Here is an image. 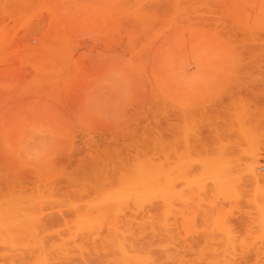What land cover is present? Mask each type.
I'll list each match as a JSON object with an SVG mask.
<instances>
[{
    "label": "rangeland",
    "instance_id": "rangeland-1",
    "mask_svg": "<svg viewBox=\"0 0 264 264\" xmlns=\"http://www.w3.org/2000/svg\"><path fill=\"white\" fill-rule=\"evenodd\" d=\"M261 166L264 0H0V264H264Z\"/></svg>",
    "mask_w": 264,
    "mask_h": 264
},
{
    "label": "bare ground",
    "instance_id": "bare-ground-1",
    "mask_svg": "<svg viewBox=\"0 0 264 264\" xmlns=\"http://www.w3.org/2000/svg\"><path fill=\"white\" fill-rule=\"evenodd\" d=\"M235 22H236V21H235ZM242 26H243V25H242ZM184 30H186V29H184ZM187 30H188V29H187ZM178 32H179V31H178ZM200 32H201V31H200ZM257 33H258V32H257ZM153 62H154V61H153ZM153 71H154V69H153ZM71 72H72V71H71ZM71 77H72V76H71ZM152 77H153V76H152ZM151 79H152V78H151ZM153 80H154V78H153ZM155 81H156V80H155ZM153 82H154V81H153ZM155 83H156V82H155ZM66 84H67V83H66ZM69 84H70V83H69ZM68 88H69V87H68ZM164 96H165V95H164ZM66 97L69 98L68 95H67ZM164 100H165V99H164ZM169 102H170V101H169ZM208 102H209V101H208ZM203 103H204V102H203ZM205 104H207V103H205ZM200 105H201V104H200ZM166 106H167V105H166ZM186 107H187V106H186ZM187 108H188V111L190 112L189 109L196 108V106H195V107H191V106H190V107H187ZM168 109H169V108H168ZM183 109H184V107H183ZM178 110H179V109H178ZM184 111H185V110H184ZM194 111H195V110H194ZM181 112H183V111L181 110ZM184 113H185V112H184ZM184 113H183V114H184ZM187 113H188V112H187ZM191 113H192V111H191ZM77 116H78V115H77ZM262 171L264 172V167H262V166H261V167H257V168L253 167V168L250 169V174H251L252 176L255 177V178H254V181H255L256 183H258V184H260L259 182L263 179V175H264V174H263V175L261 174ZM259 172H261V173L259 174ZM261 178H262V179H261ZM260 179H261V180H260ZM263 180H264V179H263ZM228 182H229V183L231 182L232 184H233V183L236 184L235 182H232V181H228ZM251 182H253V180H252ZM255 182H254V183H255ZM261 183H263V182H261ZM212 184H213V182H212ZM252 184H253V183H252ZM218 185H220V184L218 183ZM218 185L216 184V186H214V184H213V185H211V186H214V188H216ZM253 185H254V184H253ZM255 185H256V184H255ZM255 185H254V186H255ZM142 186H143V184H142ZM142 186H141V188H143ZM235 186H237V184H236ZM200 187L203 189V186H200ZM200 187H199V188H200ZM219 187H221V185H220ZM223 187H225V185H224ZM201 188H200V189H201ZM212 188H213V187H212ZM217 189H218V188H217ZM219 189H220V188H219ZM241 189H242V188H241ZM222 190H223V189H222ZM224 190H225V189H224ZM260 190H261V185H260ZM202 191L204 192V190H202ZM216 191H217V190H216ZM218 191H219V190H218ZM236 191H237V190H236ZM238 191H239V190H238ZM222 192H223V193H222V196H221V197H223V195L225 194L224 191H222ZM236 193H238V192H236ZM215 194H216V196H217V192H216ZM219 194H220V193H219ZM227 194L230 195L231 193H228V192H227V193L225 194L226 198H227ZM238 194L242 195L241 192L238 193ZM240 195H239V196L237 195V197H238V198H241ZM219 196H220V195H219ZM225 196H224V197H225ZM233 196H234V195H232V197H233ZM228 197H229V196H228ZM237 197H236V198H237ZM128 198H129V197H128ZM128 198H121V200H120L121 202H120L119 204L124 203L125 201H126V202H127V201H130V199H131V201H132V200H133L134 202H135V201H136V202L139 201L140 203L142 202V201H141L142 199H146V200H143V202H145V201H147V200H150V199L152 200L151 197L149 198V197L145 196V194H143V193H142V194L134 195L133 198H130V199H128ZM147 198H148V199H147ZM158 198H159V199H158ZM226 198H225V199H226ZM236 198H235V199H236ZM139 199H140V200H139ZM153 199H155V201L160 200V201H158V202H160V204L163 203L164 205L166 204V201H167V199H166V197H165L164 194H161V195H159V196H155V197H153ZM156 199H157V200H156ZM137 200H138V201H137ZM151 200H150V201H151ZM152 201H153V200H152ZM236 201H237V200H236ZM164 202H165V203H164ZM163 204H162V206H164ZM165 207H166V206H165ZM6 211H9V212H7L8 214H11V213H12V211H11V213H10V210H5V213H6ZM165 213H167V212H165ZM165 213H164V214H165ZM26 216H27V215H26ZM164 216H165V215H164ZM166 216H167V215H166ZM166 216H165V217H166ZM12 217H13V216L11 215V218H9V219L13 220ZM28 217L32 218L31 216H28ZM165 217H164V219H166ZM15 219H16V218H15ZM32 219H33V218H32ZM159 219H160V218H159ZM164 219H163V217H162V219H160V221H161V220H164ZM4 220H5L6 222H5ZM7 220H8L7 218H3V221H4V223H6V224H7ZM17 220L20 221L19 219H16V222H17ZM160 221H159V225L162 224ZM8 222H9V220H8ZM22 222H23V220L20 222V224H21ZM164 222H165V221H164ZM164 222H163V223H164ZM27 223H28V222H27ZM31 223H32V220H31ZM17 224H19V222L15 223V227L17 226V228H18V225H17ZM20 224H19V225H20ZM25 224H26V223H25ZM29 224H30V223H29ZM29 224H28V226H27V225H24V224L22 223V224H21V225H22L21 228H19L18 230H21V229H23V228H24V230H25V229H26L25 227H27V229H28V227L30 228L31 225H29ZM10 226H11V225H10ZM10 226H9V224H8V227H10ZM12 227H13V226H12ZM19 227H20V226H19ZM162 227H163V226H162ZM13 228H14V227H13ZM32 228H33V226H32ZM164 228H165V227H164ZM27 229H26V230H27ZM30 229H31V228H30ZM24 230H23V231H24ZM165 230H166V229H165ZM23 231H22V232H23ZM123 247H124V246H123ZM123 247H122V246H121V248L119 247L121 251H122ZM41 248H42V247H41ZM124 249L127 250L126 247H124ZM120 250H119V251H120ZM128 250L131 251L129 248H128ZM127 252H128V251H127ZM128 253H129V252H128ZM129 254H130V253H129ZM131 254H133V253H131ZM121 255L125 256L126 254H124V251H122V252H121ZM134 255L136 256V254H134ZM123 256H122V257H123ZM135 256H134V257H135ZM137 256H138V255H137ZM140 258H141V257H140ZM43 259H44V258H43ZM141 259L143 260V257H142ZM40 260H41V259H40ZM40 260H39V261H40ZM44 260H45V259H44ZM41 261H43V260H41ZM41 261H40L41 264H48V263H47L48 261H47V262H41ZM143 261H145V258H144ZM142 263H143L142 261L137 260L136 257L133 258V256H131V255H130V256H129V255H126L125 257H123V264H142ZM50 264H51V263H50ZM145 264H146V263H145Z\"/></svg>",
    "mask_w": 264,
    "mask_h": 264
}]
</instances>
